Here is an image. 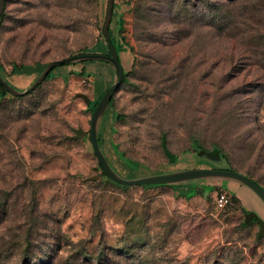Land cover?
<instances>
[{
    "label": "rangeland",
    "instance_id": "374dc122",
    "mask_svg": "<svg viewBox=\"0 0 264 264\" xmlns=\"http://www.w3.org/2000/svg\"><path fill=\"white\" fill-rule=\"evenodd\" d=\"M126 1L131 10H113L110 22L115 35L122 19L124 66L133 63L128 82L113 94L123 117L115 132L108 119L98 129L110 166L125 179L226 168L217 146L232 167L264 185V37L255 34L254 0ZM106 10L107 0H5L3 79L23 91L52 60L96 49L106 54L98 44ZM258 37L263 47L254 50ZM95 61L58 65L22 99L0 101V250L2 240L31 231L34 258L14 256L5 264H97L101 239L114 256L131 243L120 264H264V239L256 225H242L240 204H216L222 192L238 195L245 207L260 202L247 187L224 186L219 178L172 187L114 184L102 180L89 140L64 138L74 128L89 130L87 104L115 79V73L107 80L92 76ZM14 65H23L22 73L6 75ZM161 134L181 154L176 163L168 162ZM192 141L206 150H192ZM117 151L144 166L126 164ZM203 180L219 187L189 197L174 193L187 194V186ZM94 217L102 233L92 235ZM137 232L149 239L142 247L132 245ZM77 249L90 260H74Z\"/></svg>",
    "mask_w": 264,
    "mask_h": 264
},
{
    "label": "trees",
    "instance_id": "16d2710c",
    "mask_svg": "<svg viewBox=\"0 0 264 264\" xmlns=\"http://www.w3.org/2000/svg\"><path fill=\"white\" fill-rule=\"evenodd\" d=\"M235 1L239 2V0H235ZM240 1H243V0H240ZM216 3L217 2H215L213 4L216 5ZM98 4H99V2H98ZM217 5H219V4H217ZM4 7H5V0H4ZM4 7H3V11H2V14H1V17H0V25L2 23L4 14H5L4 13ZM123 8L126 9L127 11H129V9L131 10L132 7H131V5L126 0H114V7H113V10L114 11L117 10V11H119V14H122L123 11H124ZM249 9H250V11L255 12V17H256L257 22H258V24H257V26L255 28V34H256V36L258 34V36L264 37V30L261 29V28H259V26L260 25H263V23H264V21H262L260 19V18H264V15H263V13H264V0H254L251 3V5L249 6ZM234 19H235V17L232 16V18H228V22L231 21V20H234ZM118 23L121 26L122 19L120 17H119V22ZM120 26L117 27V36L113 34L112 27L109 26V35H110V38H111V40H112V42H113V44H114V46L116 48V51H117V54H118V60H119L120 64L123 67L124 79H123L122 83H127L128 82L127 75H128L129 72H131L133 63H132V65L129 64L128 67H125L124 66V61L128 57V53H127V50L125 48L126 46L125 45L124 46L122 45V41H123L124 38L118 32L119 29H121ZM260 37H258V41L255 42L254 50L257 49V48H262L263 47V44L261 43V38ZM100 41H101V43H98V44H103L106 48H108L107 45H106L105 37H104V35H103L102 32H101V39H100ZM93 52L104 53V51H102L101 49H96L95 51L94 50L93 51L90 50L87 53H93ZM133 61H134V56H133ZM1 69L3 70V67L0 64V70ZM22 71H23V65H20V66H15L14 65L11 68L10 72L7 73L6 75H8V76H14L16 74L22 73ZM52 72H53V70L47 75V77L44 79V81L45 80H48L51 77H53L52 76ZM3 74L4 73H1V71H0V75L2 76V78H4L3 77L4 76ZM79 74L80 75H83L85 73L83 71H81ZM87 75H89V74L87 73ZM40 85H38L36 88L40 87ZM108 87L109 86H107L102 91V93L99 96H97V98H92V100L89 101V103L87 105H88V108H89V110L91 112L93 111V109H94L95 105L97 104V102H98L99 98L101 97V95L104 93V91ZM119 88H120V85H119L118 89ZM28 94H26V95H28ZM93 94L95 95V92H93ZM26 95H23L21 97H15L12 94H10L8 91H6L3 88V86L0 85V101L2 99H4V98H7V99H13V98L22 99ZM109 113H110V115H109ZM122 117H123V114H121L120 112H118L117 110H115L113 108V96H112V98H111V100H110V102H109V104H108V106H107V108H106V110H105V112L103 114V117L101 119L100 129L102 128V125H103L104 121L106 119H108V121H109V123L111 125V130L115 132L116 131V128H115V125H113V124H115L117 121H119ZM67 135L68 134H66L64 136L65 139H67L66 138ZM97 138H98L99 147H100L101 151L103 152L105 158L107 159V157H106V154L107 153L105 152V149H104L103 143H102V139H101V130H98ZM85 139L89 140L88 136L82 138L81 140H85ZM67 140H77V139H67ZM160 145H161V148H162L164 154L166 155V157L168 159V162L170 164L176 163L179 160V158L181 157V154L180 155L175 154V153L171 152L166 147V138H165V136L163 134H161V137H160ZM114 146H115V144H114ZM191 149L194 150V151L206 150V149H203V147L197 145V143L194 142V141L191 142ZM212 149H214L216 151H219L220 156L227 163V167H226L227 169H232V170H235V171H238V172L244 174L246 177H248L249 179H251L252 181H254L256 184H258V185H260L261 187L264 188V185L261 184L260 181H258L257 179H255L252 175H250L246 171H243L241 169L232 167L227 162L226 156L223 153H221V150H220L219 147L213 146ZM117 152H118L119 156L123 157L124 162L126 164L135 166L137 168H140V167H143L144 166L143 164H141L139 162H136L134 160H131L129 158L124 157L123 156V153L121 151H117ZM98 166H99V164H98ZM99 168H100V166H99ZM100 170H101V168H100ZM101 175H102V180H104V181H111L102 172V170H101ZM196 181L198 182L199 180H196ZM195 183L196 182H193L192 184H190V186H187V188H188L187 194L186 193L183 194L181 191L174 189L175 195L176 196L186 195V197H189V196L196 195L199 192V190H203V192H206V191L213 190L217 186L219 187V184H217L216 180H213V181H210V180L209 181H206L205 180L201 184H197V183L195 184ZM114 184H116V183H114ZM145 186H156V185H145ZM168 186H171V184H168ZM228 196H229V203H230L231 200L238 202V199L234 195H229L228 194ZM9 206H10V201L9 200H5L4 203H3V207H4V209H5L6 212H7V209L9 208ZM6 212H5V214H6ZM3 220H5V219H3ZM242 225H245V224L242 223ZM100 227L101 226H100L99 218L94 217L93 229L95 230V232L93 231L92 232V235L95 234L98 231L100 233H102ZM31 236H32L31 231H27V233H25V234L21 233L19 235L18 234H15L13 236H9V238H8L9 240L7 242H4V240H2L3 241L2 242V246L3 247H2V250H0V259H2L4 261V264L6 263V260H8L9 258H12L13 259L14 256H17V260L18 261H20V259H22L23 261H24V259H28V258L29 259H34L33 258V254H31L32 253V249H30V247L32 245V243H31ZM132 239H134V240H132V245H137L138 244V246H141V247H142L143 244H146L149 241L148 237H144V236L140 235V233H138V232L133 234ZM101 243H102L101 244L102 246L99 249V253H98L99 255L97 254L98 256L95 257V259H97V264H120V263H118V259L123 258V257L124 258H127V256L129 255V253H131V251H132V249H131L132 247H131V245H130L131 243H130L129 245L122 246L120 249L114 250V254L116 256L112 255L111 253H110V255H108V253H106V251H105L106 246H105V244H103L102 239H101ZM75 253H76V256H75V259L74 260H79L80 258L82 260H88V261L90 260L89 258L91 256L88 253H86L84 250H80L79 251L77 249ZM1 255H2V257H1ZM106 257H109L110 260H108L107 263L102 262V259H105ZM0 262H2V261H0ZM81 263H82V261H81ZM81 263H79V264H81Z\"/></svg>",
    "mask_w": 264,
    "mask_h": 264
},
{
    "label": "water",
    "instance_id": "95a60500",
    "mask_svg": "<svg viewBox=\"0 0 264 264\" xmlns=\"http://www.w3.org/2000/svg\"><path fill=\"white\" fill-rule=\"evenodd\" d=\"M4 7V0H0V17ZM114 0H107V10L105 19L102 26V32L105 37L106 45L108 47V53H83L70 55L60 59H55L50 61L42 72L37 76V78L23 91H18L12 87L8 82H6L0 76V85L8 91L13 96H23L31 91H33L38 85H40L47 75L58 65L72 63L77 61H89V60H100L108 62L112 65L115 79L113 83L104 91V93L99 98L97 104L95 105L89 122V130H84L82 127L74 128L72 135H67V139H82L88 136L89 141L92 146L94 156L102 170V172L113 182L124 185H161V184H177L193 180H201L207 178H219L228 179L240 182L248 186L253 192L262 200L264 203V188L256 184L254 181L246 177L244 174L227 168H191L185 170H177L161 174L148 175L136 179H125L119 176L113 168L110 166L109 162L105 158L103 152L101 151L98 144V129L100 126L103 114L113 96V94L118 89L119 85L124 79L123 67L118 60V54L116 48L109 35V26L113 15ZM76 96L84 98L88 102V97L83 93H77ZM264 237V224L260 221V230L258 232V237Z\"/></svg>",
    "mask_w": 264,
    "mask_h": 264
},
{
    "label": "crops",
    "instance_id": "0c3cea01",
    "mask_svg": "<svg viewBox=\"0 0 264 264\" xmlns=\"http://www.w3.org/2000/svg\"><path fill=\"white\" fill-rule=\"evenodd\" d=\"M115 35L117 36V30L115 32ZM92 69L90 70L92 76H98L100 79H109L114 77V70L113 67L110 63L105 62V61H95V62H90ZM97 88L95 86L93 87V92H95ZM196 181V180H193ZM224 186H228V182H233L234 184L238 185H243L244 187H247L250 189L248 186L241 184L240 182L233 181V180H228V179H223ZM184 183V182H183ZM184 187V186H183ZM186 187V186H185ZM251 190V189H250ZM253 192V190H251ZM254 193V192H253ZM234 195L238 199V203L240 204L241 209H243V222L245 225H251L254 224L257 227V232L256 235L258 236V232L260 230V221L264 224V203L262 200L254 193V195L259 199L260 202H256L254 200L253 204L249 207H245L241 197L235 194ZM260 203V204H259ZM262 205V206H261ZM264 239V237H260Z\"/></svg>",
    "mask_w": 264,
    "mask_h": 264
},
{
    "label": "built area",
    "instance_id": "2783aa9c",
    "mask_svg": "<svg viewBox=\"0 0 264 264\" xmlns=\"http://www.w3.org/2000/svg\"><path fill=\"white\" fill-rule=\"evenodd\" d=\"M229 203V196L226 192H222L216 199V204L219 208H224Z\"/></svg>",
    "mask_w": 264,
    "mask_h": 264
}]
</instances>
